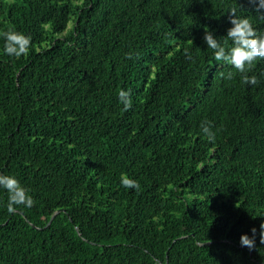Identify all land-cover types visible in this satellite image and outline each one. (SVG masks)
<instances>
[{
    "label": "trees",
    "instance_id": "1",
    "mask_svg": "<svg viewBox=\"0 0 264 264\" xmlns=\"http://www.w3.org/2000/svg\"><path fill=\"white\" fill-rule=\"evenodd\" d=\"M233 8L264 34L253 0H0L31 37L0 35V173L34 201L0 189V264H264V58L245 84L204 42Z\"/></svg>",
    "mask_w": 264,
    "mask_h": 264
},
{
    "label": "clouds",
    "instance_id": "2",
    "mask_svg": "<svg viewBox=\"0 0 264 264\" xmlns=\"http://www.w3.org/2000/svg\"><path fill=\"white\" fill-rule=\"evenodd\" d=\"M258 8H264V0H253ZM230 27L226 32V40L231 42V46L225 47L213 35L211 31H205L204 42L207 48L212 50L216 61H224L229 63L239 73L243 74V83L256 84L255 76H248L246 73L257 58H264V34H257L252 22L248 18L236 15V9L233 8L229 12ZM3 37V53L9 57H20L26 55L30 48L31 37L17 30H5L0 33ZM233 74L230 72L227 79H232ZM119 100L122 102L124 109L127 110L132 106L130 92L121 89L118 93ZM202 131L211 135L207 125L202 126ZM121 184L125 189L139 188L138 182L127 176H121ZM0 189L8 193L7 210L14 212L17 206L32 207L34 201L28 194L27 189L21 185L20 181L9 174L0 173ZM264 217V216H260ZM251 235L241 233L239 243L241 247L253 249L256 247L257 229H251ZM259 241L264 244V219H261L259 225Z\"/></svg>",
    "mask_w": 264,
    "mask_h": 264
},
{
    "label": "water",
    "instance_id": "3",
    "mask_svg": "<svg viewBox=\"0 0 264 264\" xmlns=\"http://www.w3.org/2000/svg\"><path fill=\"white\" fill-rule=\"evenodd\" d=\"M60 211H62V209H57V210H55L54 213L52 214L50 220H51V219H52L57 213H59ZM33 226H34V225H33Z\"/></svg>",
    "mask_w": 264,
    "mask_h": 264
},
{
    "label": "bare ground",
    "instance_id": "4",
    "mask_svg": "<svg viewBox=\"0 0 264 264\" xmlns=\"http://www.w3.org/2000/svg\"><path fill=\"white\" fill-rule=\"evenodd\" d=\"M201 112V111H200ZM213 112V111H212ZM199 114V113H198ZM183 120V119H182Z\"/></svg>",
    "mask_w": 264,
    "mask_h": 264
}]
</instances>
